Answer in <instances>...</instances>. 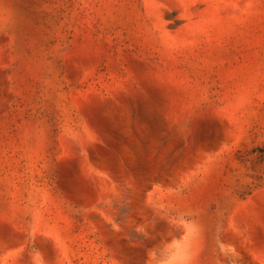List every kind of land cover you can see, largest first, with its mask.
I'll return each mask as SVG.
<instances>
[{
    "label": "rangeland",
    "instance_id": "374dc122",
    "mask_svg": "<svg viewBox=\"0 0 264 264\" xmlns=\"http://www.w3.org/2000/svg\"><path fill=\"white\" fill-rule=\"evenodd\" d=\"M0 264H264V0H0Z\"/></svg>",
    "mask_w": 264,
    "mask_h": 264
}]
</instances>
